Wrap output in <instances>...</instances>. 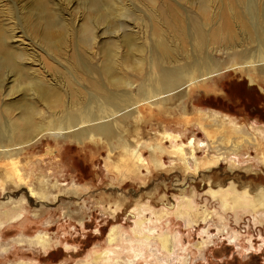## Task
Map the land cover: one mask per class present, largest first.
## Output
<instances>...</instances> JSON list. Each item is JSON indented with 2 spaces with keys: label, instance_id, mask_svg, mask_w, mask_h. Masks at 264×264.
<instances>
[{
  "label": "rangeland",
  "instance_id": "1",
  "mask_svg": "<svg viewBox=\"0 0 264 264\" xmlns=\"http://www.w3.org/2000/svg\"><path fill=\"white\" fill-rule=\"evenodd\" d=\"M45 1L50 22L38 0H0L1 18L31 45L34 65L23 66L47 70L73 109L85 102L77 89L86 93V86L96 100L104 93L86 81V69L97 77L106 50L123 56L124 34L133 33L143 50L130 55L131 65L148 58L149 31L165 39L172 57L191 53L188 42L200 41L189 0H156L155 11L148 0ZM218 2L202 17L209 40L198 55L209 52L221 70L165 107L146 105L136 118L121 117L123 137L112 148L43 135L18 155H0V264H264V205H255L264 192V69L242 67L257 46V35L246 38L244 25L252 16L264 27V0H250L251 10L235 8L234 39L220 28L218 11L227 6ZM59 27L68 35L62 53L58 42L41 38ZM89 38H95L91 52L83 47L91 46ZM77 55L86 62L81 73ZM22 97L0 103L21 104ZM192 140L199 147L196 172L177 159ZM134 149L149 167L133 159ZM15 158L24 181L11 175ZM30 189L45 199L31 197Z\"/></svg>",
  "mask_w": 264,
  "mask_h": 264
},
{
  "label": "bare ground",
  "instance_id": "2",
  "mask_svg": "<svg viewBox=\"0 0 264 264\" xmlns=\"http://www.w3.org/2000/svg\"><path fill=\"white\" fill-rule=\"evenodd\" d=\"M100 1L102 0H90L89 5ZM189 1L192 7L197 10V17L194 16L193 19L194 28L199 35L198 39H200L197 43L188 42L193 48L191 53H179L178 56L172 57V49L165 39L161 36L156 37L153 31H149L151 45L148 58L143 57L131 65L130 55L135 52H143V50L135 43L133 33L124 34L122 41L126 53L123 56H119V50L116 52L106 50L103 61L100 65L95 66L97 77L93 75V71L86 69L88 74L86 81L96 84L104 93L96 100L86 86L82 87L86 93L75 87L84 94L85 102L80 103V108L74 109L63 103V97L59 93V83L55 79L45 77L46 72L48 73L47 70L42 73L37 69L23 66L29 63L34 65L32 55L28 53L31 51V45L24 46L23 41L19 40L20 38L16 34V28L2 19L3 14H0V102L19 93L23 95L21 104L0 103V155H18L24 147L34 144L43 135H51L55 140L70 137L82 145L88 142H106L112 148L113 141L120 142V138L123 137L121 117L136 118V114L140 113V108L146 105H150L154 109L165 107L171 104L174 98L181 96L180 93L184 88H192L221 70L220 66H216L214 58L209 52H205L204 56L198 55L199 47L203 48L209 40L202 17L209 18L212 9L210 4L214 0ZM219 1L218 4L223 7L224 4L227 6L224 7L225 11H218L217 16L221 19L222 24L220 28L228 27L227 35L230 39H234L236 32L231 28L234 10L238 5H245L250 9V0ZM148 2L155 11L156 0H148ZM38 4L45 22H50L52 16L48 3L45 0H38ZM160 8L161 2L157 9L160 10ZM170 14L175 15L176 11H170ZM219 15H223V18ZM98 20H103L102 15L98 16ZM248 22L249 25H244V36L252 40L257 35L255 38L257 46L253 54L243 61L242 67L246 72L256 71L258 68L264 69V27H259L258 21L252 16L248 18ZM122 26L125 28L124 24ZM251 27L254 34H252ZM59 30H62L61 27L55 31L46 29L42 32L41 38L51 46L58 42V51L60 52L64 48L63 44L65 45L68 35ZM114 33L116 35L117 32ZM258 34H261V37ZM16 41L19 44H16ZM94 41L95 38H89L91 46L86 44L83 47L85 49L88 47L90 49V51L87 50L88 52L93 51ZM48 55L50 56V54ZM77 58L78 62L75 64V68L81 73V66L86 62L83 61L81 55H77ZM8 84L12 85L7 86ZM7 90L9 92L3 96L1 93ZM36 102H42L43 108L37 107ZM234 129L237 130V133L241 132L236 127ZM224 142H228V140L225 139ZM197 148L199 147L192 140L188 153L186 149L179 148L177 150V159H181L183 162L188 161L191 168L187 169H193L194 172L200 169L196 155ZM190 156L191 159H189ZM137 157L140 164L149 167V163L144 162L141 157V152L134 149L133 159L136 160ZM11 166V175L18 177L19 181H24L19 158H15L14 161L12 159ZM30 195L45 199L44 193L38 196L34 189H30ZM261 196L263 197L256 199V206L264 205V192ZM161 242L163 247H168L167 241L161 240Z\"/></svg>",
  "mask_w": 264,
  "mask_h": 264
}]
</instances>
